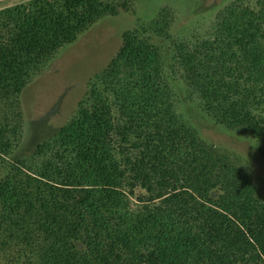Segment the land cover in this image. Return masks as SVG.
Wrapping results in <instances>:
<instances>
[{"label":"trees","instance_id":"16d2710c","mask_svg":"<svg viewBox=\"0 0 264 264\" xmlns=\"http://www.w3.org/2000/svg\"><path fill=\"white\" fill-rule=\"evenodd\" d=\"M137 1L0 10V264H264V188L202 135L245 134L264 161V0H232L189 39L161 8L122 34L67 122L18 155L24 88Z\"/></svg>","mask_w":264,"mask_h":264},{"label":"rangeland","instance_id":"374dc122","mask_svg":"<svg viewBox=\"0 0 264 264\" xmlns=\"http://www.w3.org/2000/svg\"><path fill=\"white\" fill-rule=\"evenodd\" d=\"M27 1L30 0H0V10ZM231 1L138 0L133 10L121 9L116 17L97 22L62 49L24 88L20 96L24 139L18 155H29L37 143L48 139L67 122L86 92L88 79L116 56L124 32L134 29L141 21H149L168 6L174 17L169 32L173 37L204 36L215 13ZM155 42L164 55L171 54V43L167 39L156 38ZM202 135L208 143L237 156L257 187L264 188V161L256 141L242 133L213 129L203 130Z\"/></svg>","mask_w":264,"mask_h":264}]
</instances>
